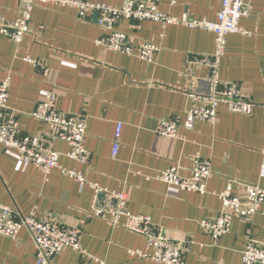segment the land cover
<instances>
[{
	"label": "crops",
	"instance_id": "crops-1",
	"mask_svg": "<svg viewBox=\"0 0 264 264\" xmlns=\"http://www.w3.org/2000/svg\"><path fill=\"white\" fill-rule=\"evenodd\" d=\"M88 1L121 8L126 0ZM247 1L251 14L240 26L249 36L227 37L218 76L222 82L239 84L254 104L251 115L219 108L215 124L196 121L193 131L179 129L176 139L161 138L155 131L163 119L184 121L194 80V88L205 89L208 69L188 66L187 61L212 55L211 32L182 23L122 22L118 29L134 45L145 42L159 48L152 63L98 47L95 42L102 31L96 15L79 20L70 8H34L32 32L19 44L0 34V83L10 78L7 106L15 112L22 135L43 131L31 114L45 92L55 90L57 108L85 120L84 148L90 155L87 165L77 164L67 158V145L57 142L53 148L60 165L103 190L124 192L132 215L148 216L176 242H191L183 264H241L249 241L264 243V206L248 219H234L229 232L216 242L199 229V222L221 210L218 194L228 181L264 189V0ZM221 4L222 0H158L157 10L177 20L215 22ZM19 9L18 0H0V13L8 20H14ZM117 124L121 131L114 157ZM194 156L212 170L206 194L182 192L157 180L174 164L181 176H188ZM236 193L238 186L233 188ZM92 194L87 186L80 191L58 170L47 176L33 166L17 171L15 161L0 147V204L21 217L34 213L37 219L79 228L81 248L104 264H158L130 255L147 250L145 238L88 216ZM35 254L25 229L15 240L0 236V264H36ZM51 264L97 263L65 250Z\"/></svg>",
	"mask_w": 264,
	"mask_h": 264
},
{
	"label": "built area",
	"instance_id": "built-area-1",
	"mask_svg": "<svg viewBox=\"0 0 264 264\" xmlns=\"http://www.w3.org/2000/svg\"><path fill=\"white\" fill-rule=\"evenodd\" d=\"M18 2L20 9L14 20H8L0 13V34L15 44L21 43L25 36L32 32L30 23L34 8L51 6L70 8L76 12L79 20L95 14L97 26L102 31V36L95 42L98 47L109 52L135 55L147 63L153 62L159 48L145 42L134 45L130 38L118 29L122 22L139 24L151 21L162 26L182 23L211 32L214 36L212 55L187 61L188 66L193 63L208 69L205 89L197 90L193 87L195 80L192 82L187 92L189 108L184 121L181 123L175 117L159 121L155 134L161 138L176 139L179 129L193 131L196 121L215 124L219 108L243 116H250L252 113L254 104L242 93L239 84L222 82L218 76L220 60L226 54L227 37L231 34L249 36V33L240 26V21L251 14V5L247 0H222L215 22L170 18L158 12V0H126L121 8L96 4L88 0H18ZM25 60L35 64L30 58ZM41 70L43 77L47 79V68L42 65ZM9 83V77L0 83V147L6 156L15 161L16 170L24 172L33 166L45 176L52 170H58L63 176L74 180L80 191L87 186L93 193L89 217L106 222L114 228L123 227L128 232L146 239L147 250L132 251L131 256L158 264H183L191 242H176L152 224L148 216L132 215L128 210L124 192L103 190L88 183L78 171L60 165V155L53 148L57 142L67 145L66 156L71 161L80 165L89 163L90 155L84 148L85 120L80 116L60 111L57 108V95L52 89L45 92L31 114L33 119L43 126V131L36 136L22 135L15 112L7 106ZM120 131L121 125L117 124L113 145L114 157L119 147L117 142ZM179 171V166L174 164L162 172L157 180L182 192L200 195L207 193V185L212 175L207 162L201 160L199 156H194L188 176H181ZM234 186H238L236 194H233ZM218 199L221 202L218 214L212 219L199 222L201 232L208 234L214 242L229 232L234 219H248L259 212L264 206V189L231 180L227 182L225 190L218 194ZM23 229L33 240L36 264H51L65 250H70L97 264H104L86 254L81 248L82 232L79 228H67L60 222L37 219L34 213L21 217L8 206L0 204V236L15 240ZM241 264H264V243L249 241L242 252Z\"/></svg>",
	"mask_w": 264,
	"mask_h": 264
},
{
	"label": "water",
	"instance_id": "water-1",
	"mask_svg": "<svg viewBox=\"0 0 264 264\" xmlns=\"http://www.w3.org/2000/svg\"><path fill=\"white\" fill-rule=\"evenodd\" d=\"M94 16H95V15H94ZM95 17H96V16H95ZM95 17H94V18H95Z\"/></svg>",
	"mask_w": 264,
	"mask_h": 264
}]
</instances>
